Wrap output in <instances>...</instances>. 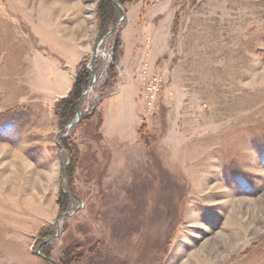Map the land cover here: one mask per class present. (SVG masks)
<instances>
[{"label":"rangeland","instance_id":"1","mask_svg":"<svg viewBox=\"0 0 264 264\" xmlns=\"http://www.w3.org/2000/svg\"><path fill=\"white\" fill-rule=\"evenodd\" d=\"M110 1L0 0V264H264V0Z\"/></svg>","mask_w":264,"mask_h":264},{"label":"trees","instance_id":"2","mask_svg":"<svg viewBox=\"0 0 264 264\" xmlns=\"http://www.w3.org/2000/svg\"><path fill=\"white\" fill-rule=\"evenodd\" d=\"M118 1H122V0H118ZM102 5H103V7L106 8V10H104L106 12V14H110L112 12V9H111L112 3L110 0H103ZM89 75H90L89 70L87 68H83V71L80 73V75L78 76V79H77L76 89H75L76 91L75 92L73 91L72 94H70L69 98L63 100V105H64V109H65L64 110L65 113H63V114L66 115V114L73 113L75 111L76 98L78 96V92L80 89V87H79L80 81L85 80Z\"/></svg>","mask_w":264,"mask_h":264},{"label":"water","instance_id":"3","mask_svg":"<svg viewBox=\"0 0 264 264\" xmlns=\"http://www.w3.org/2000/svg\"><path fill=\"white\" fill-rule=\"evenodd\" d=\"M115 3H116L117 5H119L117 2H115ZM94 54H95V53H94ZM94 56H95V55H92L91 59H93ZM90 63H92V62L90 61ZM77 115H80V111H79V110L77 111ZM38 247H39V246H38Z\"/></svg>","mask_w":264,"mask_h":264}]
</instances>
